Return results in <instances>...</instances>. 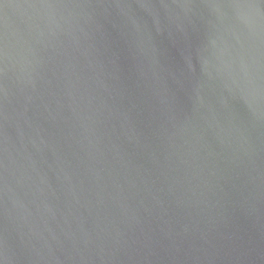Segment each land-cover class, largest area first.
Instances as JSON below:
<instances>
[{"label":"water","instance_id":"water-1","mask_svg":"<svg viewBox=\"0 0 264 264\" xmlns=\"http://www.w3.org/2000/svg\"><path fill=\"white\" fill-rule=\"evenodd\" d=\"M0 264H264V0H0Z\"/></svg>","mask_w":264,"mask_h":264}]
</instances>
